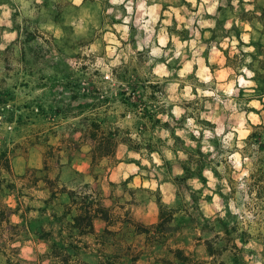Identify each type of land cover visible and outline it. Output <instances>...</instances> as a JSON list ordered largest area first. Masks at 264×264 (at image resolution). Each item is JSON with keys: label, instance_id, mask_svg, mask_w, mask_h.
Returning a JSON list of instances; mask_svg holds the SVG:
<instances>
[{"label": "rangeland", "instance_id": "374dc122", "mask_svg": "<svg viewBox=\"0 0 264 264\" xmlns=\"http://www.w3.org/2000/svg\"><path fill=\"white\" fill-rule=\"evenodd\" d=\"M262 126L264 0H0V264H264Z\"/></svg>", "mask_w": 264, "mask_h": 264}, {"label": "trees", "instance_id": "16d2710c", "mask_svg": "<svg viewBox=\"0 0 264 264\" xmlns=\"http://www.w3.org/2000/svg\"><path fill=\"white\" fill-rule=\"evenodd\" d=\"M262 135H264V126H262ZM250 136V135H249ZM93 140H95V136L93 135L91 137ZM84 213L87 216V220H88V225L91 227L93 219L95 218V214L92 215L91 213V209L89 207H85ZM80 217V215L75 216V219L78 220ZM169 252L173 255V257L180 262H185L186 261V256L183 252L182 249L180 248H174V249H169Z\"/></svg>", "mask_w": 264, "mask_h": 264}, {"label": "crops", "instance_id": "0c3cea01", "mask_svg": "<svg viewBox=\"0 0 264 264\" xmlns=\"http://www.w3.org/2000/svg\"><path fill=\"white\" fill-rule=\"evenodd\" d=\"M141 222H143L144 224H149V223H153L156 221V218L153 216V218L149 219L146 217L141 218L140 220Z\"/></svg>", "mask_w": 264, "mask_h": 264}, {"label": "clouds", "instance_id": "9594fccd", "mask_svg": "<svg viewBox=\"0 0 264 264\" xmlns=\"http://www.w3.org/2000/svg\"><path fill=\"white\" fill-rule=\"evenodd\" d=\"M75 3L79 4L80 3V0H74Z\"/></svg>", "mask_w": 264, "mask_h": 264}]
</instances>
